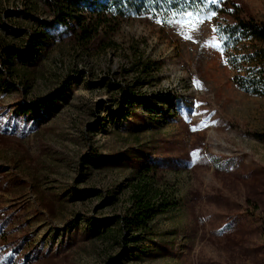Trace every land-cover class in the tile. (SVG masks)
<instances>
[{"label": "rangeland", "instance_id": "374dc122", "mask_svg": "<svg viewBox=\"0 0 264 264\" xmlns=\"http://www.w3.org/2000/svg\"><path fill=\"white\" fill-rule=\"evenodd\" d=\"M95 1L0 0V264H264V0Z\"/></svg>", "mask_w": 264, "mask_h": 264}, {"label": "trees", "instance_id": "16d2710c", "mask_svg": "<svg viewBox=\"0 0 264 264\" xmlns=\"http://www.w3.org/2000/svg\"><path fill=\"white\" fill-rule=\"evenodd\" d=\"M123 3V0H103V1H95L93 7L90 8L91 13H101L103 11L108 10L111 6H116V9L120 8ZM49 5L53 10L54 21L58 22H66L67 20H72L79 22L81 18L84 17L83 13L85 11V5L83 0H49ZM242 28V35L250 34L253 36H259V38L264 40V26L258 25L252 22H245L240 24ZM244 31L248 32L245 33ZM264 42V41H263ZM1 53L5 54L8 57V61L12 60L15 56L18 55V58H23L20 56V51L14 47L13 45H4L1 47ZM259 67L253 71L249 77H238L237 82L244 87H252L264 95V49L262 53L258 55ZM130 101V99H129ZM158 196L155 194L154 199ZM148 206H152V203L149 205H145L142 209L148 208ZM140 209H137L134 212V215L137 216ZM150 215V211H147L140 217L139 221L144 220L147 216ZM129 221L123 220L121 221L122 226H128Z\"/></svg>", "mask_w": 264, "mask_h": 264}, {"label": "snow or ice", "instance_id": "6c2138e0", "mask_svg": "<svg viewBox=\"0 0 264 264\" xmlns=\"http://www.w3.org/2000/svg\"><path fill=\"white\" fill-rule=\"evenodd\" d=\"M213 2H217V0H213ZM214 31H215V29H213ZM193 130H195V129H193Z\"/></svg>", "mask_w": 264, "mask_h": 264}]
</instances>
